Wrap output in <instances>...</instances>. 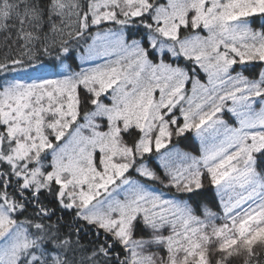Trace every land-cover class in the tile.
<instances>
[{"label":"snow or ice","instance_id":"obj_1","mask_svg":"<svg viewBox=\"0 0 264 264\" xmlns=\"http://www.w3.org/2000/svg\"><path fill=\"white\" fill-rule=\"evenodd\" d=\"M0 264H264V0H0Z\"/></svg>","mask_w":264,"mask_h":264}]
</instances>
